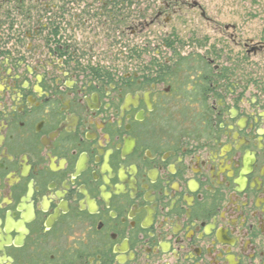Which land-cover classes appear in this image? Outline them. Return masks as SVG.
Returning a JSON list of instances; mask_svg holds the SVG:
<instances>
[{
  "label": "flooded vegetation",
  "instance_id": "obj_1",
  "mask_svg": "<svg viewBox=\"0 0 264 264\" xmlns=\"http://www.w3.org/2000/svg\"><path fill=\"white\" fill-rule=\"evenodd\" d=\"M159 1L0 0V264H264V40Z\"/></svg>",
  "mask_w": 264,
  "mask_h": 264
},
{
  "label": "rangeland",
  "instance_id": "obj_2",
  "mask_svg": "<svg viewBox=\"0 0 264 264\" xmlns=\"http://www.w3.org/2000/svg\"><path fill=\"white\" fill-rule=\"evenodd\" d=\"M192 3L200 5L202 11L188 5L181 7L180 11L171 15L172 21L167 25L168 30H175L176 35L185 40L189 46L187 52L200 49L208 54L216 52L220 54L219 61L228 66L230 62L226 61L227 58L240 52L234 47L231 36H235L241 44L248 40L254 44L264 40V0H188L189 5ZM161 5L159 0L151 2V13L155 14ZM202 12L207 20L201 16ZM198 40L201 47L196 46ZM254 70L256 75H261V63Z\"/></svg>",
  "mask_w": 264,
  "mask_h": 264
},
{
  "label": "water",
  "instance_id": "obj_3",
  "mask_svg": "<svg viewBox=\"0 0 264 264\" xmlns=\"http://www.w3.org/2000/svg\"><path fill=\"white\" fill-rule=\"evenodd\" d=\"M202 17H205L204 14H201Z\"/></svg>",
  "mask_w": 264,
  "mask_h": 264
}]
</instances>
